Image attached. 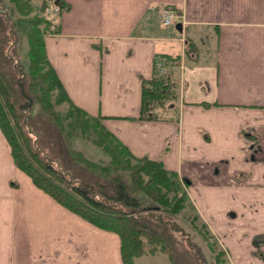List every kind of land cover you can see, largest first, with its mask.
<instances>
[{
	"label": "crops",
	"instance_id": "crops-1",
	"mask_svg": "<svg viewBox=\"0 0 264 264\" xmlns=\"http://www.w3.org/2000/svg\"><path fill=\"white\" fill-rule=\"evenodd\" d=\"M59 1L67 8L56 12L57 33L45 44L71 102L102 118L134 156L190 179L189 195L209 215H222L218 230L237 224L248 228L237 226L240 237L256 231L255 259L264 264V164L244 162L242 146L246 127L264 137V0ZM163 7L184 16L181 33L162 24ZM188 45L193 52L186 57ZM159 55L183 58L163 71L176 83L179 101L176 109L156 111L158 120H141L142 81L153 78ZM216 145L239 156L226 159L223 177L209 157ZM251 172L253 186L226 183ZM232 246L239 256L242 247ZM0 264H124L119 236L39 189L16 166L1 128Z\"/></svg>",
	"mask_w": 264,
	"mask_h": 264
},
{
	"label": "trees",
	"instance_id": "trees-1",
	"mask_svg": "<svg viewBox=\"0 0 264 264\" xmlns=\"http://www.w3.org/2000/svg\"><path fill=\"white\" fill-rule=\"evenodd\" d=\"M8 1L12 6L0 0V128L16 166L63 207L116 233L124 264L161 255L171 264L209 263L199 248H192L193 240L180 241L174 233L183 231L176 216L189 199L185 188L191 186L190 179L168 171L161 161L134 156L102 118L88 115L68 97L45 44L48 34L57 33L51 12L65 10L66 5L59 0H36V10L43 15L29 17L35 8L33 0ZM24 43L28 66L19 52ZM188 48L186 57L193 52ZM182 61L181 55L157 56L153 78L142 81L139 119L158 120L156 111L177 108V85L163 71ZM63 104L68 105L66 114L58 110ZM76 139L91 142L109 161L87 158L74 147ZM222 255L214 256V264H226Z\"/></svg>",
	"mask_w": 264,
	"mask_h": 264
},
{
	"label": "rangeland",
	"instance_id": "rangeland-1",
	"mask_svg": "<svg viewBox=\"0 0 264 264\" xmlns=\"http://www.w3.org/2000/svg\"><path fill=\"white\" fill-rule=\"evenodd\" d=\"M7 5H11L10 1L5 0ZM33 5L37 4L36 0H33ZM32 4V3H31ZM35 15H43L40 13L39 10H36V6L34 8V11L32 14H30L29 17H34ZM49 16V14H47ZM58 14L54 13L51 16V19L53 20V23L57 21ZM171 33L176 34L177 30L175 26H171V28L167 29ZM28 47L26 43H24L22 46L20 45L19 52L21 54V57L23 59V63L28 66V57L27 55ZM58 110L61 113H65L68 110V105L63 104V106L58 107ZM245 137L247 138V141H244L242 143V146H244L243 152L245 153L246 157L244 158V162H251L252 164H264V146L262 145V141L264 140V137L262 138L261 135L254 134L253 137L249 136V128L246 127ZM249 139V140H248ZM74 147L85 154L87 158H90L96 162H107L109 161V158L102 153L100 149L95 147L91 142H88L84 139H76L74 140ZM214 146V145H213ZM214 151L209 154V157H211L212 161L214 162L215 171L217 170V174L222 176L220 171L222 170L223 165L227 164L226 159H233V160H239V156L234 151L232 152H225V148L221 145H216L214 147ZM243 157V156H242ZM217 161H219L217 163ZM220 164V165H218ZM220 170V171H219ZM255 174L253 172L250 173H240L237 175H234L230 181H226V183H230L232 185L236 186H244L246 182L254 177ZM223 177V176H222ZM223 184V183H222ZM217 184V185H222ZM254 183L249 180L248 186H253ZM189 194V188H185ZM192 194V193H191ZM189 195L190 198L185 203V209L176 216L177 225L180 229L183 231L174 232L180 241H186L187 239H191L194 242V246L192 248L197 251L199 248V251L203 254V256L209 261L207 264H214L213 258L216 254L221 253L223 254L221 256V261L226 264H257L255 258H260V250L255 248L252 239L256 233V231L248 232L247 230L242 233L241 237L240 235L234 233L237 229L234 228L232 231H230L229 227L226 226L225 228H220L218 230V224L216 223V220L218 221L219 217L222 215L215 214H208V207L207 205H203L201 200L196 199L195 196ZM201 203V206L199 205ZM206 209H205V208ZM257 208H254L253 211H256ZM216 216L218 219H216ZM224 216V215H223ZM250 217V216H249ZM261 216H253L252 220L258 219L260 220ZM240 218V217H239ZM248 219V217H245ZM216 219V220H215ZM215 220V222H214ZM224 221L229 222V218L227 214L224 217ZM255 221V220H254ZM257 224L260 225L257 221H255ZM231 223H233L231 221ZM215 225L217 227H215ZM227 225V224H226ZM243 227L245 229H248L244 225L238 226V228ZM254 244H260V240H257L254 242ZM236 245L237 251H239L238 247H242V250L239 254V256H236L234 253H236V249L233 248ZM190 247V246H189ZM185 249H187L186 246H184ZM211 250L215 251V253H212ZM193 253V252H190ZM196 256V255H195ZM137 264H171L168 257L166 255L161 256H143L139 259H136Z\"/></svg>",
	"mask_w": 264,
	"mask_h": 264
},
{
	"label": "built area",
	"instance_id": "built-area-1",
	"mask_svg": "<svg viewBox=\"0 0 264 264\" xmlns=\"http://www.w3.org/2000/svg\"><path fill=\"white\" fill-rule=\"evenodd\" d=\"M57 11V9H55ZM162 24L165 27L175 26L179 22H184V16L171 7H165L160 12Z\"/></svg>",
	"mask_w": 264,
	"mask_h": 264
},
{
	"label": "water",
	"instance_id": "water-1",
	"mask_svg": "<svg viewBox=\"0 0 264 264\" xmlns=\"http://www.w3.org/2000/svg\"><path fill=\"white\" fill-rule=\"evenodd\" d=\"M176 30L179 31L180 33L183 31V27L181 23L176 25Z\"/></svg>",
	"mask_w": 264,
	"mask_h": 264
},
{
	"label": "flooded vegetation",
	"instance_id": "flooded-vegetation-1",
	"mask_svg": "<svg viewBox=\"0 0 264 264\" xmlns=\"http://www.w3.org/2000/svg\"><path fill=\"white\" fill-rule=\"evenodd\" d=\"M249 136L250 137H253L252 133L250 132L249 133ZM227 216L229 217V213L227 214ZM233 216H236L235 214H233ZM238 225L236 224L235 226H233V229L236 228ZM241 226V225H240Z\"/></svg>",
	"mask_w": 264,
	"mask_h": 264
}]
</instances>
